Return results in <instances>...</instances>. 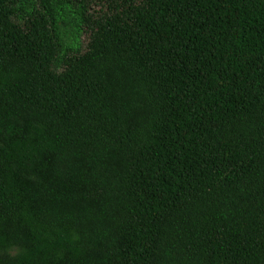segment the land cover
Returning a JSON list of instances; mask_svg holds the SVG:
<instances>
[{
    "label": "trees",
    "instance_id": "16d2710c",
    "mask_svg": "<svg viewBox=\"0 0 264 264\" xmlns=\"http://www.w3.org/2000/svg\"><path fill=\"white\" fill-rule=\"evenodd\" d=\"M75 1L0 0V264H264V0Z\"/></svg>",
    "mask_w": 264,
    "mask_h": 264
},
{
    "label": "rangeland",
    "instance_id": "374dc122",
    "mask_svg": "<svg viewBox=\"0 0 264 264\" xmlns=\"http://www.w3.org/2000/svg\"><path fill=\"white\" fill-rule=\"evenodd\" d=\"M23 11L29 13L40 2L50 18L60 45L55 68H61V59L84 52L88 34L82 26L79 7L75 0H20Z\"/></svg>",
    "mask_w": 264,
    "mask_h": 264
}]
</instances>
